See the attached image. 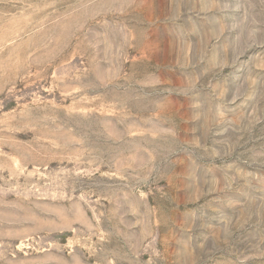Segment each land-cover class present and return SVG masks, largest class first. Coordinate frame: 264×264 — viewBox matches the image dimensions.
Instances as JSON below:
<instances>
[{
	"label": "rangeland",
	"instance_id": "374dc122",
	"mask_svg": "<svg viewBox=\"0 0 264 264\" xmlns=\"http://www.w3.org/2000/svg\"><path fill=\"white\" fill-rule=\"evenodd\" d=\"M0 264H264V0H0Z\"/></svg>",
	"mask_w": 264,
	"mask_h": 264
},
{
	"label": "bare ground",
	"instance_id": "6f19581e",
	"mask_svg": "<svg viewBox=\"0 0 264 264\" xmlns=\"http://www.w3.org/2000/svg\"><path fill=\"white\" fill-rule=\"evenodd\" d=\"M140 20V19H139Z\"/></svg>",
	"mask_w": 264,
	"mask_h": 264
}]
</instances>
